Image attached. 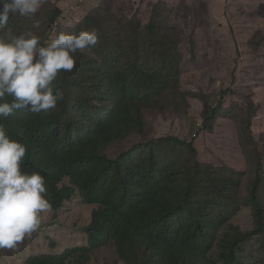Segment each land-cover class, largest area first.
<instances>
[{
	"label": "trees",
	"instance_id": "obj_1",
	"mask_svg": "<svg viewBox=\"0 0 264 264\" xmlns=\"http://www.w3.org/2000/svg\"><path fill=\"white\" fill-rule=\"evenodd\" d=\"M223 1L216 11L224 10L222 17ZM70 2L76 0H44L33 18L13 16L9 26L42 41L95 27L99 43L58 75L65 96L55 108L15 110L2 122L11 139L28 146L23 170L45 177L50 211L76 190L92 206L82 228L86 244L31 255L24 264H89L109 243L122 264H185L190 255L198 264H264V86H244L252 90L243 109L235 104V80L229 88L210 76V86L200 87L206 46H198L194 29L180 32L172 6L154 4L142 18L140 6L127 14L98 0L86 14L76 5L66 16ZM263 43L264 32L255 30L246 52L256 54ZM225 88L234 104L224 105ZM194 102L202 104L203 126L195 138L180 137L177 124ZM241 211L251 228L233 221Z\"/></svg>",
	"mask_w": 264,
	"mask_h": 264
},
{
	"label": "rangeland",
	"instance_id": "obj_2",
	"mask_svg": "<svg viewBox=\"0 0 264 264\" xmlns=\"http://www.w3.org/2000/svg\"><path fill=\"white\" fill-rule=\"evenodd\" d=\"M66 0H61L64 4ZM68 1V0H67ZM79 1V0H77ZM118 7L125 9V13L131 14L140 11L136 16L144 18L152 9L154 4L161 6L174 7V18L177 22V28L180 32L190 33L195 30V38L198 46L203 48V58L198 60V78L205 88L210 86V76L218 77L220 80L226 81V86L237 82L238 90L235 96V104L243 109L247 106V95L252 89L244 88V86L254 84L255 87L264 86V43L258 49L256 54L246 52L247 41L250 36L259 29L264 32V5L258 7L259 0H253V4H243V0H224L223 5L227 6L224 17L216 15L219 8L218 0H111ZM73 3V2H70ZM67 3V4H70ZM98 0H83L77 5V14L82 16L96 6ZM66 4V3H65ZM216 9V10H214ZM72 12L69 16H72ZM75 16V15H74ZM98 20V19H96ZM183 56L188 57V51H183ZM234 62L237 64L235 66ZM232 68V71H231ZM249 69L248 75L245 71ZM203 73V74H202ZM195 84H197V81ZM217 81L214 82V86ZM216 90V87H212ZM224 105L234 104L230 101V95H227ZM227 95V96H226ZM256 102L262 105L261 94L255 97ZM189 107L191 116H184L177 124V133L180 137L190 138L195 132V128H202L200 111L202 104L194 102L195 109ZM262 114V112H261ZM264 117V114L261 118ZM200 119V120H199ZM197 122L200 124L197 127ZM260 130L264 135V121H261ZM212 134V133H210ZM207 133L211 146L216 144L212 140V136ZM264 151V150H263ZM114 156V155H112ZM207 161H213L210 154H206ZM251 168L247 167L244 172H251ZM251 174V173H250ZM92 206L84 205L81 199L73 194L71 198L64 202L56 211H46L42 213L43 222L41 228L33 233L30 237H26L15 249H0V264H24L25 259L31 255H40L43 253L60 254L74 247H82L86 244V236L82 232V228L89 222V214ZM236 223H242L243 228H251V222L241 211L233 220ZM54 243V245H51ZM245 256H243L244 258ZM89 264H122L118 259L113 246L109 243L103 249H98L92 253Z\"/></svg>",
	"mask_w": 264,
	"mask_h": 264
},
{
	"label": "clouds",
	"instance_id": "obj_3",
	"mask_svg": "<svg viewBox=\"0 0 264 264\" xmlns=\"http://www.w3.org/2000/svg\"><path fill=\"white\" fill-rule=\"evenodd\" d=\"M82 1L71 3L65 9L66 16ZM43 3L44 0H0V249L17 248L41 228L42 213L51 209L45 195V177L23 170L28 146L10 138L3 118L15 110L38 114L55 108L65 96L55 83L58 75L71 72L77 53L94 48L100 40L95 27L78 34L61 32L42 41L31 30L17 34L9 26L10 17L31 19ZM199 129L194 127L189 139L195 138ZM65 181L60 180L59 184ZM75 194L79 197L77 190ZM65 263L73 261L69 258ZM185 264H198L197 256L190 255Z\"/></svg>",
	"mask_w": 264,
	"mask_h": 264
},
{
	"label": "crops",
	"instance_id": "obj_4",
	"mask_svg": "<svg viewBox=\"0 0 264 264\" xmlns=\"http://www.w3.org/2000/svg\"><path fill=\"white\" fill-rule=\"evenodd\" d=\"M243 4H247L249 6V4L254 5V2H253V0H243Z\"/></svg>",
	"mask_w": 264,
	"mask_h": 264
}]
</instances>
